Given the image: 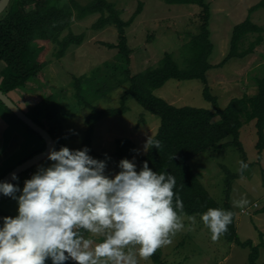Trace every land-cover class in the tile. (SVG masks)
I'll list each match as a JSON object with an SVG mask.
<instances>
[{"label": "rangeland", "instance_id": "1", "mask_svg": "<svg viewBox=\"0 0 264 264\" xmlns=\"http://www.w3.org/2000/svg\"><path fill=\"white\" fill-rule=\"evenodd\" d=\"M72 1L81 6L91 2V0H68L70 3ZM110 1L116 4L124 21L131 18L139 3L144 4L142 14L126 30L128 45L133 56L131 63L133 75L157 67L168 53L174 56L181 67H186L188 53L183 49L191 39L190 35L199 33L197 19L201 12L199 7L167 5L163 0ZM261 1H207L211 6L209 30L214 45L213 54L209 59L210 64L217 66L227 58L235 26L244 22L249 16L250 8ZM74 16H77L76 10ZM99 17L94 15L82 21H74L60 40L72 32L76 36H84L82 45L72 46L64 57L56 59L54 53L58 45L50 42L47 52L45 54L41 52L38 56L40 63L46 62L38 77L10 94L13 102L17 103L16 105L26 115H30L33 108L49 95H54L58 102L65 105L62 113L66 120L63 123V132L60 133L62 139L58 143V148L62 144L73 150H82L87 134L85 119L90 113L84 102H88L98 110L115 109L121 106L122 97L128 89V85H124L108 90L106 81L102 85L103 80L96 79L85 81L81 86L83 103L76 98L77 89L74 88L76 78L91 76L100 67L107 71L106 73H111L104 68V63H114L118 52L107 46L118 43L117 28L110 26L96 31L93 26ZM252 21L264 28V10L254 13ZM35 45L36 43L32 42V48ZM263 77L264 44L258 47L246 62L231 59L222 67L209 71L208 85L212 95L217 97L219 107L224 109L235 98L256 94V81ZM203 91L204 84L199 80L181 82L170 80L164 87L154 91V95L177 108L193 107L215 111L213 104L204 97ZM126 106L128 110L125 114L102 119L95 125L93 131L92 156L100 160L110 158L107 159L106 168V174L110 176L120 171L119 161L115 157L116 140L127 138L136 144L139 154L136 151L133 160L139 171L143 166L139 159L148 153L144 150V145L150 137L156 135L161 124L160 117L149 112L137 100L128 98ZM218 119L215 118V121ZM231 141L232 138H229L225 142ZM240 141L250 165L243 170L242 177L232 181L229 194H227L229 189L227 178L229 175L240 174V161L244 160L242 153L235 146L230 144L225 149L209 150L200 154L191 161V167L220 206L224 208V205L229 203L235 214L239 241L243 243L251 241L253 246H259L257 264H264V152L259 153L256 149L257 134L254 122L242 128ZM51 163L46 159L30 170V176L28 173L21 175L18 181L20 188H23L24 181L30 179L39 166L47 167ZM242 196L248 199V205L244 209L233 207L232 201ZM255 205L258 208H255ZM17 214L18 203L10 197L0 195V216L15 217ZM188 217H195V222H191ZM183 222L185 228L172 237V244L157 250L156 254L162 264H251V247L229 243L223 236L213 241L200 215H183ZM46 264H51V261H47ZM139 264L157 263L151 257L148 260H139Z\"/></svg>", "mask_w": 264, "mask_h": 264}, {"label": "trees", "instance_id": "2", "mask_svg": "<svg viewBox=\"0 0 264 264\" xmlns=\"http://www.w3.org/2000/svg\"><path fill=\"white\" fill-rule=\"evenodd\" d=\"M163 1L167 5L197 6L201 9L197 18L199 33L190 35L191 39L183 49L188 53L185 61L186 67H181L175 61L174 56L168 53L157 67L133 75L131 72L133 56L128 45L126 30L142 14L143 3H139L131 18L124 21L116 4L110 0H91L86 6H81L75 1L70 3L68 0H12L6 12L0 16V63L4 64L0 72V89L4 94L10 96L12 92L25 87L31 79L38 77L46 65V62L38 61V56L41 52L44 54L47 52L50 42L58 45V49L54 53L56 59L64 57L72 46H81L84 41L83 35L76 36L70 32L61 40L60 37L72 26L74 21H82L89 16L99 15L100 17L93 28L100 31L110 26L116 27L118 43L107 46L118 50V52L114 63H104V68L110 70L111 73H106L107 71L105 72L100 67L91 76L76 78L74 83V88L77 89L76 98L83 103L81 86L85 81H95L96 79H102V85L106 81L108 90L124 85H128V89L122 97L121 106L115 109L98 110L88 102H84L85 107L90 109V113L85 119L87 134L82 149L87 146L90 149L89 154L92 156L94 154L92 141L95 125L106 117L125 114L128 110L127 99H135L149 112L158 115L161 119L160 127L152 138L160 142L159 149L150 146L147 155L140 158L139 161L141 164L147 161L153 171L169 172L175 176L177 181L175 190L179 192L184 204L183 215L201 216L208 208L233 212L229 203H226L223 208L212 198L195 175L191 161L209 150H222L231 144L242 153L243 161L250 165L246 160L240 135L242 128L253 122L257 134L256 149L259 153L264 152V77L256 81V94L252 96L246 94L241 98H235L224 109L219 107L218 99L212 95L208 85L209 71L222 67L231 59L246 62L256 49L264 44V28L252 21L254 13L264 10V0L251 7L248 18L235 26L230 52L227 58L217 66L209 62L214 45L211 42L209 30L211 6L207 2L208 0ZM74 10L77 11V16H74ZM32 42L36 43L33 48ZM247 43L248 45H246ZM170 80L201 81L204 84V97L213 104L215 111L193 107L177 108L155 96L154 91L164 87ZM0 105L12 114L1 102ZM64 106L62 102L57 101L54 95H49L42 99L28 115L51 134L56 143V150L63 147L61 144V147L58 148V143L62 139L60 133L63 132V123L66 120L62 113ZM215 118L219 119L215 121ZM18 122L28 133L37 135L24 123L19 120ZM58 136L59 139H57ZM229 138H232V141L225 142ZM134 150H136V144L132 140L127 138L116 140L115 157L119 162L125 158L133 160L136 155ZM9 172L5 173L0 181ZM29 172L30 170L27 173ZM242 175L243 172L228 176L227 194H229L232 181ZM12 183L17 182L13 181ZM227 198L229 199V196ZM2 217L6 216H0V218ZM222 236L229 243L251 247L250 262L257 264L259 246H253L251 241L245 243L239 241L235 214L233 222L228 226V231ZM152 258L157 264H162L156 253Z\"/></svg>", "mask_w": 264, "mask_h": 264}, {"label": "clouds", "instance_id": "3", "mask_svg": "<svg viewBox=\"0 0 264 264\" xmlns=\"http://www.w3.org/2000/svg\"><path fill=\"white\" fill-rule=\"evenodd\" d=\"M150 146L159 149L160 142L150 137L144 150ZM89 153L87 146L52 148L47 157L52 163L39 166L22 189L15 173L17 183L0 182V195L18 203L15 217L0 218V264H139L185 228L174 175L153 171L147 161L138 171L134 160L125 158L110 176V158ZM247 168L240 161V171ZM248 203L243 196L232 201L240 209ZM233 216L208 208L200 219L216 241Z\"/></svg>", "mask_w": 264, "mask_h": 264}, {"label": "crops", "instance_id": "4", "mask_svg": "<svg viewBox=\"0 0 264 264\" xmlns=\"http://www.w3.org/2000/svg\"><path fill=\"white\" fill-rule=\"evenodd\" d=\"M3 67L4 64L0 63V72ZM45 149V142L38 135L24 130L15 116L0 105V178Z\"/></svg>", "mask_w": 264, "mask_h": 264}, {"label": "water", "instance_id": "5", "mask_svg": "<svg viewBox=\"0 0 264 264\" xmlns=\"http://www.w3.org/2000/svg\"><path fill=\"white\" fill-rule=\"evenodd\" d=\"M12 0H0V16L6 12L8 7L10 6ZM0 102L22 123H24L28 128L34 131L44 142L46 145L45 151L35 155L31 159L25 161L20 164L12 171H10L6 176L2 178L0 182H13L12 174L15 173L18 177L27 173L34 166L47 159L49 152L52 148L56 149V143L51 134L40 125H38L33 119H31L26 113H24L10 96L4 94L0 89Z\"/></svg>", "mask_w": 264, "mask_h": 264}, {"label": "built area", "instance_id": "6", "mask_svg": "<svg viewBox=\"0 0 264 264\" xmlns=\"http://www.w3.org/2000/svg\"><path fill=\"white\" fill-rule=\"evenodd\" d=\"M254 207H255V208H258V206H257V205H255Z\"/></svg>", "mask_w": 264, "mask_h": 264}]
</instances>
